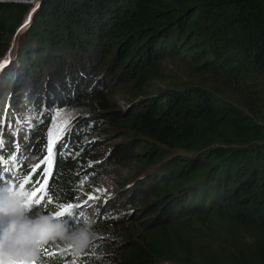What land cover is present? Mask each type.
I'll return each instance as SVG.
<instances>
[{
  "label": "trees",
  "instance_id": "trees-1",
  "mask_svg": "<svg viewBox=\"0 0 264 264\" xmlns=\"http://www.w3.org/2000/svg\"><path fill=\"white\" fill-rule=\"evenodd\" d=\"M16 1H0V94L30 92L19 112L37 123L5 178L26 193L25 174L45 166L44 107L73 108L44 212L79 204L78 227L98 234L80 256L48 242L39 264H264V0ZM167 61L214 86L166 82ZM110 74L138 95L129 115L106 97ZM107 131L122 135L102 151L107 135L91 138ZM110 164H132V177L85 199Z\"/></svg>",
  "mask_w": 264,
  "mask_h": 264
},
{
  "label": "rangeland",
  "instance_id": "rangeland-1",
  "mask_svg": "<svg viewBox=\"0 0 264 264\" xmlns=\"http://www.w3.org/2000/svg\"><path fill=\"white\" fill-rule=\"evenodd\" d=\"M16 2L32 3L33 1L17 0ZM3 44H6V40L3 41ZM165 71L168 75L167 77H165L166 82H170L172 84H182V83L188 84V83L199 82L206 86H210V87L214 86L212 83L206 81L204 77L196 73L194 74L190 72L188 69H185L177 62L167 61L165 63ZM109 77L110 79H108V82H107L109 92L105 93L107 94L106 97L111 98V100L114 103V106L116 107L118 111L124 113L125 115L126 114L129 115L132 112V110L130 108V105L128 104V99L138 98V95L135 94L136 92L135 89L130 87L131 84L127 82V79L124 81H117L114 75H111V74ZM161 86H162L161 83L150 82L147 90L154 91ZM0 88H2L1 90H4L6 88L5 79L3 82L0 83ZM5 93L0 94L1 96L0 97V126H4L5 128H7L9 125H12L16 127L17 129H21V131L18 133L17 138L22 139L28 133V130L36 128V123H37L36 121L37 117L34 116L30 108H26L24 110L25 112L23 113L19 112L21 111L20 107L22 106V99L26 100L30 92L29 93L23 92V93L15 94L14 96H15V99L17 100L13 104L9 102L11 94L9 93V96L7 97V94L5 96ZM223 94H225L226 97H229L232 100H238L239 102H242V95H239L238 97H236V96H233L232 93H230L227 90H223ZM5 97H6L7 103L5 101ZM254 103H258V101H255ZM44 108H45V111L49 119V122L47 124V135L50 130L52 131L55 130L58 123H62V119L57 117L58 112L63 113V114H68L71 117V120L69 121V125L66 126V129L70 127L72 122L76 120L78 114H80L79 112H77L76 110L70 107H65L62 109H53L52 105H48ZM254 110L264 114V108L262 107L255 106ZM33 119L35 121H33ZM106 127H107L106 124L105 125L101 124L100 126V128H103V129H105ZM63 135L60 136L59 139L55 140L54 145H56L60 140H62ZM103 135L105 136L107 135V137L104 139L103 142H101V145L99 148L102 151H106L108 147L107 145L119 142L122 134H120L117 131L115 132L107 131L105 134H102V132H99L96 135H94V137H92L91 139L94 140V139L104 138ZM85 141H88V140L85 139ZM10 143L11 141L9 142V144ZM5 160L3 162L4 168L6 167V164H4ZM133 171H134V168L132 164H128V165L110 164L109 166H103V168L99 169L97 172L98 175L96 176V178L98 176L99 177L96 179L98 183V186L95 189L96 192H93L94 194L83 193L84 198L85 199H88L90 197L91 199L100 198L106 192L116 188L120 181H124L128 177L131 178L133 175ZM6 223L7 221L4 218H0V227H2Z\"/></svg>",
  "mask_w": 264,
  "mask_h": 264
},
{
  "label": "clouds",
  "instance_id": "clouds-1",
  "mask_svg": "<svg viewBox=\"0 0 264 264\" xmlns=\"http://www.w3.org/2000/svg\"><path fill=\"white\" fill-rule=\"evenodd\" d=\"M27 199V193L16 192L0 197V218L7 221L0 227V264H11L12 260L39 264L40 250L50 241H60L80 256L97 239L93 221L72 229L48 215H33L24 207Z\"/></svg>",
  "mask_w": 264,
  "mask_h": 264
},
{
  "label": "snow or ice",
  "instance_id": "snow-or-ice-1",
  "mask_svg": "<svg viewBox=\"0 0 264 264\" xmlns=\"http://www.w3.org/2000/svg\"><path fill=\"white\" fill-rule=\"evenodd\" d=\"M4 67V64H0V69ZM57 117L62 119V123H58L54 131L50 130L48 132V146L46 149V155L42 154L38 157V160L44 162V167L37 173L33 171V174L29 176L25 174L23 182L20 184L21 189H25L28 194V199L24 204V207L29 211L38 210V213L48 215L44 212V208L47 205L52 204V194L51 187L52 182L55 177V172L58 171L56 158L60 155L59 152L55 151L54 143L55 140L59 139L66 130V126L69 125L71 117L68 114L57 113ZM21 129L9 125L7 128L0 126V197L7 193L15 192V181L12 179L11 175L5 178V172L8 171L4 168L3 162L6 157L15 159L12 153L19 148V140L17 138L18 133ZM9 137H11L12 147L9 148ZM62 147H66L63 145ZM37 167H40L39 163ZM42 190V195H37V191ZM78 199V198H77ZM91 199V197H90ZM80 208L79 204L68 203L66 205H60L52 215L50 216L56 222H62L72 229L78 228L81 224L79 217L81 213L77 211ZM11 264H29L25 260H12ZM35 264V262H31Z\"/></svg>",
  "mask_w": 264,
  "mask_h": 264
}]
</instances>
